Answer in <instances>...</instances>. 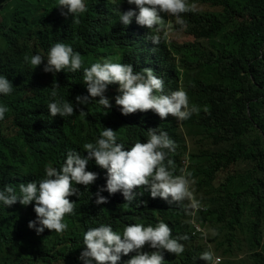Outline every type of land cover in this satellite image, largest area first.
<instances>
[{
    "label": "trees",
    "instance_id": "obj_1",
    "mask_svg": "<svg viewBox=\"0 0 264 264\" xmlns=\"http://www.w3.org/2000/svg\"><path fill=\"white\" fill-rule=\"evenodd\" d=\"M189 3L196 7L195 12L184 14L188 25L184 31L191 39L162 41L157 45L159 52L152 56L157 68L170 76L165 85L175 91L182 81L190 105L200 107L198 115L193 113L185 121L195 147L188 151L178 140L176 152L171 154L175 174L184 168L182 157L188 152L187 170L195 180V197L203 205L197 219L207 225L208 242L214 244V253L222 255L221 264H264V0ZM57 6V0H0V75L13 84L10 95L0 94V105L10 109L0 121V167L11 154L15 139L23 136L24 120L40 118L53 129V144L72 138L78 146L103 122L100 115L88 110L101 108L77 106L75 95L70 99L61 77L45 73L40 66L33 69L24 61L25 55L46 58L51 46L66 41L83 54L101 56L107 35L112 47L134 50L131 26L118 20L114 5L105 4L109 20L97 29L98 23H91L88 12L80 16L79 24H73V16L62 14L67 9ZM53 82L59 84L56 97L51 95ZM57 100L71 103L75 113L52 117L48 104ZM81 107L88 113L84 119L79 114ZM112 114L126 134L129 124L139 121L117 111ZM66 149L56 152L53 160H63ZM18 180L0 174V190L28 181ZM73 187L80 196L69 197L75 202V212L65 216L68 230L63 235L48 229L37 235L28 227L29 221L36 220L35 201L28 206L0 202V264H84L79 257L89 228L110 225L122 233L135 222L155 226L157 213L168 207L158 200L143 205L123 204L118 198L97 205L94 184ZM167 218L174 228L172 234L190 233L191 225H185L182 216L168 214ZM196 238L188 239L180 256L166 251L164 264H179L180 260V264H207L199 256L209 250L208 245Z\"/></svg>",
    "mask_w": 264,
    "mask_h": 264
},
{
    "label": "clouds",
    "instance_id": "obj_2",
    "mask_svg": "<svg viewBox=\"0 0 264 264\" xmlns=\"http://www.w3.org/2000/svg\"><path fill=\"white\" fill-rule=\"evenodd\" d=\"M106 3L117 8L123 25L131 26L133 51L115 44L112 47L111 36L107 35L105 54L101 56L83 54L66 41L51 46L46 58L40 54L24 56L33 69L40 66L45 73L61 77L70 99L75 95L77 106L101 108L87 109L100 115L103 122L78 146L72 138L53 144V129L40 118L24 120L23 136L15 139L0 174L7 180L28 181L18 183L19 196L18 184L6 185L0 190V202L5 206L17 202L28 206L35 201L36 220L29 221L28 227L37 235L45 229L63 235L68 230L65 216L75 212V202L69 197L80 196L73 184L86 188L94 184L97 205L107 203L109 198L143 205H154L158 200L168 207L164 213H157L155 226L135 222L126 225L122 233L110 225L89 228L83 235L85 247L79 259L84 264H164L166 251L180 256L188 239L197 237L209 248L199 259L207 264H221V256H216L213 243L208 242L207 225L197 219L203 205L195 197V180L187 170L188 152L182 157L184 168L179 169V174H175V161L171 159L178 140L189 147L188 151L195 147L185 121L193 113L198 115L200 107L190 105L182 81L175 91L165 85L170 76L157 68L156 57H152L159 52L157 45L169 42L174 26H178V31L186 30L184 14L195 12L196 7L189 0H57V7L67 9L62 14L73 16V24H79L80 16L88 12L91 23H98L94 28L97 29L109 20ZM168 15L171 19L166 21L163 16ZM52 87L51 95L56 97L59 84L53 82ZM12 91V82L0 75V94L10 95ZM48 109L52 117H70L76 111L71 103L59 100L49 103ZM9 111L0 105V121ZM112 111L139 121L129 124L128 133H123L122 124ZM79 114L84 119L88 113L81 107ZM187 139L193 140L194 145L190 146ZM64 147L68 148L65 157L55 162L52 157ZM168 214L182 216L185 225H191L190 233L172 234ZM176 218L172 219L177 224Z\"/></svg>",
    "mask_w": 264,
    "mask_h": 264
},
{
    "label": "rangeland",
    "instance_id": "obj_3",
    "mask_svg": "<svg viewBox=\"0 0 264 264\" xmlns=\"http://www.w3.org/2000/svg\"><path fill=\"white\" fill-rule=\"evenodd\" d=\"M191 37L188 35L185 31H178V30H172L169 36V41H175V42H184L190 40ZM190 146L194 145V141L191 139H187L186 141ZM210 234V231L208 230V235ZM211 247L213 248L214 245L212 244ZM216 256H222L221 254H218Z\"/></svg>",
    "mask_w": 264,
    "mask_h": 264
}]
</instances>
